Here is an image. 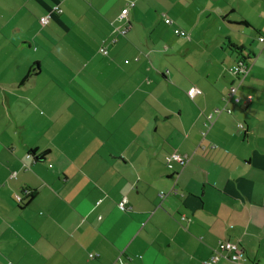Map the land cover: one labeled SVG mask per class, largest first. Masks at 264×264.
<instances>
[{"label": "crops", "instance_id": "obj_1", "mask_svg": "<svg viewBox=\"0 0 264 264\" xmlns=\"http://www.w3.org/2000/svg\"><path fill=\"white\" fill-rule=\"evenodd\" d=\"M260 35L264 0H0V264H264Z\"/></svg>", "mask_w": 264, "mask_h": 264}, {"label": "built area", "instance_id": "obj_2", "mask_svg": "<svg viewBox=\"0 0 264 264\" xmlns=\"http://www.w3.org/2000/svg\"><path fill=\"white\" fill-rule=\"evenodd\" d=\"M60 12H61L60 7H58L57 5H54V6H52V8L49 10L48 13L39 17V22L41 24H45L52 14H56V13H60ZM125 13H126V9L124 8L121 10L120 16L121 17L124 16ZM163 21L168 24L171 22V19L168 17H165ZM124 30H125V28L123 30H121V32H123ZM173 32L175 34L180 35V36H184V37L188 36L186 31H184L183 29L174 28ZM258 40L260 42H264V36L263 35L258 36ZM100 51L105 53L106 52L105 47H103V46L100 47ZM247 70H248V66L243 59H237L236 62L228 68V71L230 74L237 76L238 82L244 77ZM236 89H237V84H231L226 89V91L223 93V101L225 102V106H223L224 110L229 111L227 104L230 102L237 104V103L242 102V101H246V102L250 101V99H251L250 95L246 96L245 99H242L236 93ZM200 92H201V90L198 87L190 86L187 89L186 93L189 97H193L195 94H199ZM201 134H204V132H202ZM170 159L176 160L181 164H183L186 161V158L183 155H180L176 152H174L170 155ZM168 161H167V166L170 167L171 164ZM30 193H31L30 189L23 188L20 190V192L14 194V197H13L14 201L17 203H22L24 198L27 195H29ZM125 201H126L125 197H123L121 200L118 201L117 206L119 209L125 210ZM218 249L220 252H222V251H228L229 252L230 251L232 259H236V257H237L236 253L238 251V247H237L236 243H232L229 241H222L219 243ZM232 252H234L233 255H232ZM89 256H92V255L90 254ZM216 259H217V256L214 255L207 260H203L201 264H215Z\"/></svg>", "mask_w": 264, "mask_h": 264}, {"label": "trees", "instance_id": "obj_3", "mask_svg": "<svg viewBox=\"0 0 264 264\" xmlns=\"http://www.w3.org/2000/svg\"><path fill=\"white\" fill-rule=\"evenodd\" d=\"M243 24V23H242ZM238 50V49H237ZM30 153L32 154V155H34L36 158H41L42 157V154H35V151L34 150H30ZM33 196V193L31 192L29 195H27L25 198H24V200H23V202L22 203H24L26 200H29L31 197Z\"/></svg>", "mask_w": 264, "mask_h": 264}]
</instances>
